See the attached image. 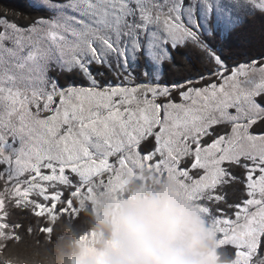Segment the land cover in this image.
I'll return each instance as SVG.
<instances>
[{
    "label": "snow or ice",
    "instance_id": "snow-or-ice-1",
    "mask_svg": "<svg viewBox=\"0 0 264 264\" xmlns=\"http://www.w3.org/2000/svg\"><path fill=\"white\" fill-rule=\"evenodd\" d=\"M145 166L264 264V0L0 5V236Z\"/></svg>",
    "mask_w": 264,
    "mask_h": 264
},
{
    "label": "clouds",
    "instance_id": "clouds-1",
    "mask_svg": "<svg viewBox=\"0 0 264 264\" xmlns=\"http://www.w3.org/2000/svg\"><path fill=\"white\" fill-rule=\"evenodd\" d=\"M74 209L0 236V264H232L212 223L147 166L119 187L94 181Z\"/></svg>",
    "mask_w": 264,
    "mask_h": 264
},
{
    "label": "trees",
    "instance_id": "trees-1",
    "mask_svg": "<svg viewBox=\"0 0 264 264\" xmlns=\"http://www.w3.org/2000/svg\"><path fill=\"white\" fill-rule=\"evenodd\" d=\"M21 2H22V0H0V5H3L5 3H7L9 5H15V4H18ZM20 23L23 24L24 21H20ZM35 218L36 217L31 215L30 212H28L27 210H25L23 213L16 211V210H11L10 220L13 223H15L17 220H20L21 223L23 224V227H21L17 230L18 232H24L25 231L24 226L32 224ZM223 250H226V249L223 248ZM227 250L231 251L230 246L227 247Z\"/></svg>",
    "mask_w": 264,
    "mask_h": 264
}]
</instances>
